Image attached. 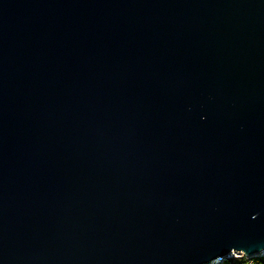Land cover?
Listing matches in <instances>:
<instances>
[{"label": "water", "instance_id": "obj_1", "mask_svg": "<svg viewBox=\"0 0 264 264\" xmlns=\"http://www.w3.org/2000/svg\"><path fill=\"white\" fill-rule=\"evenodd\" d=\"M264 256V0H0V264Z\"/></svg>", "mask_w": 264, "mask_h": 264}, {"label": "trees", "instance_id": "obj_2", "mask_svg": "<svg viewBox=\"0 0 264 264\" xmlns=\"http://www.w3.org/2000/svg\"><path fill=\"white\" fill-rule=\"evenodd\" d=\"M232 261V260H231ZM228 264H264V256H257L254 258H248L247 256L237 257Z\"/></svg>", "mask_w": 264, "mask_h": 264}, {"label": "rangeland", "instance_id": "obj_3", "mask_svg": "<svg viewBox=\"0 0 264 264\" xmlns=\"http://www.w3.org/2000/svg\"><path fill=\"white\" fill-rule=\"evenodd\" d=\"M231 260L234 262V259L229 258L228 260H221L220 262H216L215 264H228Z\"/></svg>", "mask_w": 264, "mask_h": 264}, {"label": "built area", "instance_id": "obj_4", "mask_svg": "<svg viewBox=\"0 0 264 264\" xmlns=\"http://www.w3.org/2000/svg\"><path fill=\"white\" fill-rule=\"evenodd\" d=\"M263 255H264V252L262 253ZM242 256H246V255H244L242 252H234L233 253V257H235V258H237V257H242ZM249 258V257H248Z\"/></svg>", "mask_w": 264, "mask_h": 264}]
</instances>
